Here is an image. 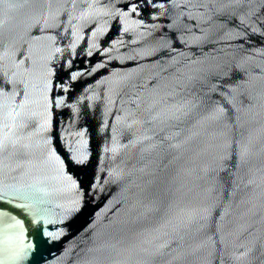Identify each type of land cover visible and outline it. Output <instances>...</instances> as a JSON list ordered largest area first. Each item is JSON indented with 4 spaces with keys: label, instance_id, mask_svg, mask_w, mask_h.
Returning <instances> with one entry per match:
<instances>
[{
    "label": "water",
    "instance_id": "1",
    "mask_svg": "<svg viewBox=\"0 0 264 264\" xmlns=\"http://www.w3.org/2000/svg\"><path fill=\"white\" fill-rule=\"evenodd\" d=\"M0 264H264V0H0Z\"/></svg>",
    "mask_w": 264,
    "mask_h": 264
}]
</instances>
